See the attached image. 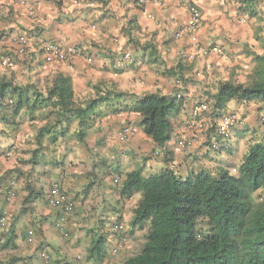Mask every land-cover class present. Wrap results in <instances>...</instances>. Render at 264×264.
<instances>
[{"label":"trees","instance_id":"trees-1","mask_svg":"<svg viewBox=\"0 0 264 264\" xmlns=\"http://www.w3.org/2000/svg\"><path fill=\"white\" fill-rule=\"evenodd\" d=\"M235 1L239 12L257 22L258 25L254 26L255 33L261 31L259 24L264 17V0ZM131 21L127 22L125 33L135 46H142L138 40L133 41L131 38L132 30H135ZM258 39L261 40L259 37ZM143 47L150 53L146 63H156L159 57L155 42H145ZM246 56L255 62L251 74L241 79L240 75L233 72L228 79L216 81L214 90L205 89L203 94H199V100H196L204 102L209 109L207 115L211 118V127H207V134L214 130L230 101L264 104V51L256 53L250 50ZM126 63L112 65V71L123 73L127 70ZM183 70L184 65L178 61L175 65L164 68L161 73L180 80L182 85L179 88L182 89L184 84L180 77ZM13 73L0 72V139L4 137L7 140L14 136L20 124L17 117L22 113L27 114L31 122L35 119L40 121L35 127L33 142L27 150L28 157L23 160L26 164L32 167L41 163L63 164V161H55L47 154L50 147H57L56 143H65L66 140L63 139L66 137L85 145L88 133L100 121V117L125 112L136 116L135 125L160 150L155 152L156 155H162L164 163L159 171L144 173L139 168L125 172L120 182L118 191L121 199L140 194L131 207L129 225L123 231L145 230V234L139 250L118 264H264L263 133L251 131L247 135L246 130L243 134L238 129L237 134L244 138L238 163L234 161L225 166L190 168L181 175L173 166L175 150L172 138L184 131L189 118L188 113L183 121L177 122L178 115L187 108L185 91L181 94L179 90L178 96L174 92L164 93L157 88L139 95L100 83L91 85L90 94L75 96L69 75L54 73L46 78L45 85L41 87L34 82H14L9 78ZM262 126L264 123H261ZM175 128H179V132L175 133ZM218 149H208L206 152ZM240 151L236 149L237 153ZM63 155L66 156V153ZM17 172L24 176L22 190L25 195L13 220L8 223L6 214L7 225L0 228V264H31L32 257L42 250L38 248L41 244L38 239L44 231V216L37 220L34 216V203L44 196L45 190L48 207L52 188L55 187L63 196L61 204L54 209L57 217L64 211V204L68 201L73 204L67 216L68 221L71 215L77 213L76 199L81 193L84 192L82 195L85 196L104 176L121 173V166L104 158H93L85 173L87 182L84 189L75 194L71 192L73 187L66 185V179L61 173L45 187V184H35L37 180L32 182L22 171ZM10 180L12 179L6 180L5 185H0L1 195ZM1 200L0 216L7 213L2 206L13 201H4L2 196ZM27 217L26 224L31 226L19 229L18 219ZM118 219L119 217L116 218L117 222ZM113 223L106 217L99 221L96 230L91 229L92 244L86 251L87 262L100 263L104 260L108 245H112L110 239L115 234ZM29 228L34 235L31 242L26 241ZM20 247H25V252L12 253ZM46 250L49 252L47 248ZM49 255L53 261L52 253L49 252ZM41 262L43 263L42 259Z\"/></svg>","mask_w":264,"mask_h":264},{"label":"crops","instance_id":"crops-1","mask_svg":"<svg viewBox=\"0 0 264 264\" xmlns=\"http://www.w3.org/2000/svg\"><path fill=\"white\" fill-rule=\"evenodd\" d=\"M25 1L34 7L36 13L34 18L29 17L26 8L17 1L0 0V54L13 52L15 45L11 42L12 36L24 34L29 38L27 53L18 59L22 60L28 57V61L16 62L13 67L15 70L13 75L9 77V74H7V77L14 82H34L41 87L45 85L47 77H51L57 72L69 75L72 79H74V76L76 78L77 76L83 77L85 83H89L88 88L77 92L75 88L76 80H74L73 89L75 96L90 94L92 91L91 85L96 84V81L101 79L100 76L106 71L110 73L113 68L112 65H115V59L124 53H129L132 59L126 64L127 70L123 74L130 75L131 73L134 78L138 76L141 70H139V67H143L146 64L145 60L150 55L149 50L144 49L143 45L151 40L155 42L159 63H161V66L166 65V68L175 65L178 61L182 65H186L187 60L192 58L190 46L196 40L206 45L222 46L227 59L213 57L211 61L213 66L207 71L210 75L214 69L213 74L208 75V79L211 82H216L219 79H228L230 77L229 73L224 74L225 69L223 67L228 66L232 69V58H235L239 50H242L241 48L246 46V44L248 45L249 43L248 46H251L253 42L254 18L249 20L246 14L239 12L238 3L235 0H159L160 4L146 3L145 5H140L138 0ZM191 5L199 9L201 22L194 31L184 32L177 36L176 34L180 29L189 22V7ZM128 21H131V25L135 26V30H132V40H138L142 46H135L128 39L125 33ZM41 41H53L64 47L74 46L80 50V55L70 65L59 62L44 63L46 73L42 75L41 67L31 63V60L36 61L39 58L43 61L40 48ZM196 59L197 61L194 62V68L192 69L194 76L196 72H202L205 62L199 56ZM4 70L0 68V72H4ZM184 71L186 70L182 72ZM117 75L114 74L112 76ZM97 76L99 78L93 81ZM159 76L162 79L156 84L161 86V90L164 93H180L179 90H181V94H183L182 89L185 87L182 89L174 87V83L171 80L173 77L163 78L161 75ZM104 84L113 85L117 88V85L113 84V82L109 83L108 81V83ZM149 91H153V89ZM199 94L201 95V93ZM187 95L189 96V94ZM231 102L228 103L225 112H236L246 116L247 124L243 129H240L243 134L245 130L247 135L251 134V131H255L257 134H264V126L261 127L259 123L255 122L261 102H236L234 109L230 105ZM237 108H240L239 112L235 110ZM186 111L187 109L181 111L177 122L185 119L183 115ZM120 114L121 116L111 114L109 118L100 117V121L90 130V136L94 131L96 132L93 137V140H95L94 144H96V153L93 151L94 147H89L85 149L86 154H90V156L86 155V158L82 157V153L70 154L68 155V160L65 158L64 163L66 165L62 164L61 166L66 169V173L70 172L69 182L72 183L76 181L77 175H80V173L85 175L89 170L90 167L88 168V166L91 164L89 157L91 161L93 158H104L121 166V173L102 178L100 189L97 190L98 198L94 199L88 193L83 196L82 193L84 194V192H82L81 196L76 199L77 213L71 215L66 223V228L71 238L70 246H73L71 247L73 250L70 252L74 253L75 257L77 253L86 255L87 249L92 244L90 231L98 228L99 221L108 217L113 223L119 217L118 221L126 220V225H129V220L132 216L131 207L139 199V194L129 199H121L118 191L119 187L109 190L108 180L111 179V183H113V179L117 176L122 180L125 172L139 168H142L144 173H150L152 172L154 159H158L164 165L161 158L162 155L160 153L156 155L155 153L156 151L160 152V150L155 148L153 141L144 135L140 129L124 141L117 138L118 131L123 123L135 125L137 120L133 114L126 112ZM237 131L239 130H234L230 139L221 141L217 151L218 156L213 155L215 152H206L208 150V142L205 137L208 134H197V142L192 147L181 152H174L173 166L181 175H184L187 169L190 168L209 167L212 165L225 166L226 163L234 161L238 163V157L242 154L240 145L244 138L237 134ZM177 132H179V128H175V133ZM180 134L179 132L178 136ZM247 135L246 137H248ZM178 136L172 138V146ZM76 143L84 145L83 143ZM236 149L240 152L237 153ZM92 152L97 155L95 157L92 156ZM79 162H82L79 166L85 165L84 170L75 166ZM37 169L34 166L31 170L37 173ZM146 169H148V172H145ZM28 178L32 179L29 175ZM67 181L65 180V182ZM21 182L22 184L20 185L22 186L24 180L22 179ZM66 185L68 186L69 183H66ZM20 190L21 192L18 193L17 191L11 203L2 206L3 210L7 209L11 213L12 211L17 212L20 210V203L25 195V191L21 187ZM73 190L76 192V189L73 188ZM46 193L47 190H45L44 196L38 198L34 203L36 206L34 216L37 217V220L42 219L44 216V219H42L44 231L38 242L43 243L44 247L47 246L51 249L50 252L55 254L57 258H55L54 263L59 259L57 264H66L62 260L64 259L63 255L67 253L66 248H68V245L54 246L47 240H54L53 234L55 236L56 233L53 230H56L53 224L57 217V212L47 206ZM101 194L103 195L100 198ZM16 198L20 200L19 205L13 203ZM93 201H96V204H92ZM110 240L113 242L114 236ZM141 244L137 246L133 253H131L133 245H128L127 250L125 248L117 257L110 256V247H108V253L104 260L106 262L117 260L116 263L118 264L128 256L135 254ZM86 263L88 264L89 262Z\"/></svg>","mask_w":264,"mask_h":264},{"label":"rangeland","instance_id":"rangeland-1","mask_svg":"<svg viewBox=\"0 0 264 264\" xmlns=\"http://www.w3.org/2000/svg\"><path fill=\"white\" fill-rule=\"evenodd\" d=\"M264 8V7H263ZM264 16V14H263ZM252 18H249V20H251ZM254 26L258 25L257 22L254 20L253 21ZM259 27L261 28V31L259 30L258 32L254 30V34L252 35V45L248 46L246 44V46H244L243 48H241L242 50H239V52L236 54L235 58H232V69L229 68L228 66H224L223 68L224 70V74L229 73L228 75L230 76L233 72L236 75H240V78L243 79L244 77H247V75L251 74L253 71V67L255 65V62L250 61V59L246 56V53L250 50L255 51L256 53H262L264 51V17L261 21V23L259 24ZM261 38L258 39V37ZM260 35V36H259ZM257 38V39H256ZM221 48H223L222 46H220ZM224 50V48H223ZM225 51V50H224ZM196 55H194L192 58H189L186 62V65H184V72H182V76L180 77V79L183 82V86L185 87L184 89H182V91H185L184 94H186L185 97V101L187 103V111L186 113H184V117L188 116L189 113V108L192 105L193 102H195L196 100H199V93L203 94V91L205 89L207 90H214L215 86H216V82H211L208 77L213 74L212 73L209 75L208 72L204 69H202V77L201 78H196L194 76V71L192 72V69L194 68V62L197 61L196 59ZM132 59V58H131ZM131 59L127 62L129 63L131 61ZM26 62L28 61V57L26 59H20L17 60L16 62L21 63V62ZM146 61V60H145ZM31 63H34L37 67H41V74L44 75L46 73L45 71V64L44 62L41 60V58H39V60L33 61L31 60ZM126 63V64H127ZM44 64V65H43ZM166 66V65H165ZM165 66H161V63H159V61H156V63H149V64H144L143 67H139L140 73L138 74V76H131L127 75V74H118L117 76H112L114 74L113 71H111L110 73H107V71L105 73H103L100 77L101 79L97 80L99 77H95L93 79V81H96V84L100 85V80H101V84L104 83H111L113 82V84L117 85V89L122 90V91H133L136 94L141 95L144 92H148L150 89L156 90L157 88L159 90H161V86H157L156 82L158 83L160 79H162L159 75H161L163 78L168 77L166 75H163V73H161V71L166 68ZM36 67V68H37ZM217 69V68H216ZM4 71L9 72V71H15L14 68H10V69H5ZM33 74H35V72H33ZM209 75V76H208ZM35 76V75H32ZM114 77V79H112ZM158 77H160L158 79ZM104 78V79H102ZM72 79V78H71ZM176 79V77L171 78V80L174 83V80ZM74 80H76L75 83V88L77 92H81L84 89L88 88V83H85V79L83 77H78L76 78V76H74V79H72V83H74ZM39 85V84H38ZM174 85V84H173ZM40 86V85H39ZM174 87H176L174 85ZM174 87H172L174 89ZM178 88V87H177ZM186 89V90H185ZM162 91V90H161ZM187 92V93H186ZM189 94V96L187 95ZM235 101H232L230 103V105L232 106V109L235 108ZM260 105V103H259ZM260 108V107H259ZM258 108V109H259ZM235 110H238L237 112L240 111V108H237ZM239 114V113H238ZM205 120L206 123L208 124L209 127H211V118L209 115H205ZM17 119L19 120V126L18 129L16 131V133L14 134V136L12 138H6L7 140L4 139V137H1L0 139V185H5L6 180L8 179H12L16 182V189L18 191V193L21 192L20 187L22 188V186L20 184H22L21 180H24V177L22 175V173H18L17 171H22L23 174H27L29 176H31V181L32 182H36L37 185H44L45 187L48 184L49 181L55 179L58 174L61 173V176L64 177L66 179V183H69V186L73 187L74 189H76V191L82 192L84 189V185L87 182L86 181V174L83 175L80 173V175H77L76 181L74 183L69 182V178H70V172L66 173V169L62 168V164H54V163H50V164H38L37 166H35L37 169V173L34 171H32V166L30 164H26L24 161L26 160V158L28 157V152L27 150L30 148V144L33 142V135H34V131H35V127L38 126L40 124V121L38 120H33V122H31V118L25 114L22 113L20 114ZM218 122V121H217ZM255 122L259 123V125L261 126V122H259L258 120V111H257V116L255 118ZM264 129V128H263ZM96 132L94 131L92 133V135L90 136V132L88 133L86 140V144L85 145H80L78 143H76L74 140L66 137L63 140H66V142H60L59 144H57L56 146L50 147L47 150V154L51 155V157L53 158V160L61 162L66 165L65 162V158L68 160V155L70 154H77V153H82V157L86 158V151L85 149H88L89 147H94L93 151L96 153V148H95V140H93L94 134ZM204 134V133H201ZM207 134V133H205ZM233 136V135H232ZM231 136V137H232ZM206 141L208 142V137H205ZM241 148V145H240ZM242 150V149H241ZM9 152L10 155L6 156L5 153ZM92 152V156H96L95 153ZM215 154H213L214 156H218L217 155V151H214ZM213 152V153H214ZM66 153V156H64L63 154ZM90 153V152H89ZM85 155V156H84ZM87 156H90V154H88ZM79 159V158H77ZM24 160V161H23ZM89 161L91 163V159L89 157ZM83 162V161H82ZM82 162L77 163L75 166H78L79 168L81 167L83 170L85 168V165L79 166L80 164H82ZM153 167H152V172H156L159 171L164 165L158 160V159H154L153 162ZM90 166H88L89 168ZM140 167V166H139ZM57 168H59V170H57ZM62 168V169H61ZM145 172H148V169L145 170ZM79 174V172H78ZM43 176V177H42ZM60 176V177H61ZM111 179L108 180V189H114V188H118L120 184H115L114 182H112ZM102 186V184H101ZM117 186V187H116ZM106 187V184H105ZM98 189H100V183L97 185H95L92 190H90L88 192V194L93 197L94 199L98 198ZM119 189V188H118ZM74 192V194L76 193L74 190H72V193ZM70 193V194H72ZM103 194L100 195V198L102 197ZM259 195V194H258ZM1 194H0V202L1 200ZM140 196V194H139ZM19 199L16 198L14 200V204H18L19 203ZM13 204V205H14ZM92 204H96V201L92 202ZM19 205V204H18ZM123 205H125L123 203ZM2 206V205H1ZM1 209V208H0ZM120 209V208H119ZM7 211V209H5ZM128 210V209H127ZM17 212H8L7 211V215H8V223L11 222L13 220V218L15 217ZM100 216V215H99ZM98 216V218H99ZM28 217L27 218H19L17 221V225L18 228L21 230H24V228L31 226L30 224H26L28 222ZM126 220L121 221L124 224V227L126 228ZM55 234H53L54 240L50 241V239H47L49 241V243H51V245L54 246H59V245H68V248H66V252L63 256L64 259L62 260L63 262H66V264H87V260H86V255L85 254H79L77 253V256L75 257L70 251L73 250V246H70L71 243V238H65L62 235H60L57 231H54ZM90 234L92 235V231L90 232ZM145 234V230L140 231V230H127L125 231L121 237L122 239H124V245H123V249L120 250L119 253L115 254L113 257H117L125 248V250H127V246L132 244L133 245V250H131V253H133L136 249L137 246H140L141 242L143 241V236ZM70 236V235H69ZM36 239L37 236H35ZM120 237V238H121ZM118 239V238H117ZM43 246V248L47 247L42 244L38 245V248L40 247V249ZM107 246V245H106ZM111 245H108V247H110ZM25 248V247H24ZM24 248L20 247L18 250L12 252V253H18V254H22L24 251ZM48 248V247H47ZM70 248V250L68 251V249ZM107 248V247H106ZM49 252L51 251L50 248H48ZM35 252V251H34ZM40 252V251H39ZM40 255L38 253H36L33 257H32V262L31 264H35L34 262H36L37 264H44L41 262V258L39 257ZM52 257H53V263L55 262V258H57L55 256L54 253H52ZM127 257V256H126ZM117 260L114 261H110L106 264H117L116 263ZM59 262V259L56 260V263ZM88 264H100V263H93V262H89Z\"/></svg>","mask_w":264,"mask_h":264},{"label":"built area","instance_id":"built-area-1","mask_svg":"<svg viewBox=\"0 0 264 264\" xmlns=\"http://www.w3.org/2000/svg\"><path fill=\"white\" fill-rule=\"evenodd\" d=\"M26 8V12L29 17H35V9L31 4H28L25 0H15ZM140 5H145L146 3H155L160 4L159 0H138ZM189 22L180 29V31L176 34L179 36L184 32H192L194 31L201 22V16L199 9L191 5L189 7ZM11 42L15 45L13 52H7L0 54V68L9 69L13 68L16 65V61L19 57L24 56L27 53V47L29 45V38L24 34H18L11 37ZM40 48L42 50V59L44 63H53L59 62L62 64L70 65L72 61L80 55V50H78L74 46L64 47L63 45L53 42V41H41ZM191 57L194 55L203 58L204 62V70L209 71L213 64V57L224 58L227 59L225 51L218 45H206L196 40L192 42L190 46ZM131 59V55L129 53H124L119 56L114 63L116 65H122L123 63L128 62ZM202 76V72L198 71L195 73V77L199 78ZM174 85L176 87H181L180 80L175 79ZM179 96V93H176ZM189 111V118L186 121L184 131L174 140L173 148L175 152L184 151L190 147H192L197 142V134L199 133H207L208 124L205 120V115L209 112L207 105L204 102L195 101L192 103ZM111 114L106 115L109 118ZM116 116H121L120 113L116 114ZM258 120L261 123H264V104H261L258 109ZM247 124L246 116L238 114L236 112H224L218 122L216 123L214 130L208 134V146L209 150H217L221 141H226L230 139L235 129H243ZM139 128L131 123H123L118 131L117 138L119 140H126L130 135L137 133ZM6 156H9L10 153L6 152ZM114 182L116 184L120 183V177L117 176L114 178ZM16 182L14 180H10L4 189L2 194V199L4 201L10 202L16 196ZM63 200V196L60 195V192L54 187L50 190V198L48 200L49 207L52 209L58 208L61 204L60 201ZM73 204L71 202H67L64 204V211L60 213L57 217L56 222L54 223L55 229L63 236L68 237V231L66 229L67 216L69 215V211H71ZM68 213H66V212ZM6 212L0 216V228H5L6 223ZM113 229L117 233H122L124 226L122 223H115L113 225ZM33 231L31 228L27 230L26 241H33ZM124 245V239L119 238L116 241L115 246L112 249V253L116 254ZM40 257L44 264H50L51 257L49 253L45 250L40 252Z\"/></svg>","mask_w":264,"mask_h":264},{"label":"clouds","instance_id":"clouds-1","mask_svg":"<svg viewBox=\"0 0 264 264\" xmlns=\"http://www.w3.org/2000/svg\"><path fill=\"white\" fill-rule=\"evenodd\" d=\"M233 135V134H232ZM231 138V137H230ZM113 182H114V179H113ZM120 182H121V179H120ZM115 183V182H114ZM116 184V183H115ZM120 184V183H119ZM118 185V184H117ZM119 223H122L121 221H118ZM67 223V222H66ZM115 223H117V221H115L113 224H112V229H113V225L115 224ZM123 224V223H122ZM55 228V227H54ZM67 229V228H66ZM124 229H125V227H124ZM56 230V229H55ZM114 230V229H113ZM57 231V230H56ZM68 231V230H67ZM58 232V231H57ZM114 232H115V234L113 235L114 236V241L112 242V245L110 246V251H109V254H110V256L111 257H113L115 254H113L112 253V249H113V247L115 246V244H116V241L121 237V235L125 232V231H123L122 233H117L115 230H114ZM59 233V232H58ZM60 234V233H59ZM68 234H69V232H68ZM117 234H120L119 236H117ZM61 235V234H60ZM68 237H69V235H68ZM68 237H65V238H68ZM118 238V239H117ZM46 248L47 247H45V248H43L42 250H45V251H47L46 250ZM48 249V248H47ZM121 249H123V247L121 248ZM120 249V250H121ZM42 250H40V252L42 251ZM120 250L117 252V253H119L120 252ZM40 252H39V255H40ZM48 252V251H47ZM49 253V252H48ZM116 253V254H117ZM44 263V262H43ZM51 263H53V261H50V264ZM106 263H108V262H106L105 260H103V261H101L100 262V264H106Z\"/></svg>","mask_w":264,"mask_h":264}]
</instances>
